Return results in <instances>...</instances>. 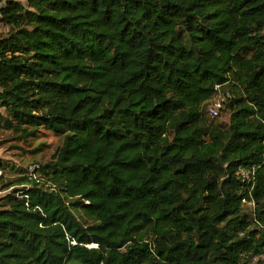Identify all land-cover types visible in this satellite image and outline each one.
<instances>
[{"label":"trees","instance_id":"16d2710c","mask_svg":"<svg viewBox=\"0 0 264 264\" xmlns=\"http://www.w3.org/2000/svg\"><path fill=\"white\" fill-rule=\"evenodd\" d=\"M1 28L0 130L61 144L0 161V264H264V0H0Z\"/></svg>","mask_w":264,"mask_h":264},{"label":"rangeland","instance_id":"374dc122","mask_svg":"<svg viewBox=\"0 0 264 264\" xmlns=\"http://www.w3.org/2000/svg\"><path fill=\"white\" fill-rule=\"evenodd\" d=\"M2 30H4V28H1L0 32ZM0 113L4 114V111L0 109ZM206 118L209 121L216 122L221 124L223 127H227L229 114L220 112L218 116L211 118L206 107ZM60 144L61 139L42 130L28 143L20 142L18 141L17 136L8 131L0 130V161L5 164V166L14 165L17 168L28 171L27 174L31 175L34 174L33 172L37 168L38 164L41 165L50 160L55 149ZM2 178V183L6 185L9 182H15L18 179L15 174L9 171V168L7 167L4 168ZM2 193L0 185V194Z\"/></svg>","mask_w":264,"mask_h":264},{"label":"built area","instance_id":"2783aa9c","mask_svg":"<svg viewBox=\"0 0 264 264\" xmlns=\"http://www.w3.org/2000/svg\"><path fill=\"white\" fill-rule=\"evenodd\" d=\"M222 108V103L220 99L215 100V102L212 104V106L209 108V115L211 117H216L219 114V110ZM245 178H248V173L242 174ZM4 193V192H3ZM253 262H257L256 258L253 259Z\"/></svg>","mask_w":264,"mask_h":264},{"label":"water","instance_id":"95a60500","mask_svg":"<svg viewBox=\"0 0 264 264\" xmlns=\"http://www.w3.org/2000/svg\"><path fill=\"white\" fill-rule=\"evenodd\" d=\"M219 159V161H220V158H218Z\"/></svg>","mask_w":264,"mask_h":264}]
</instances>
